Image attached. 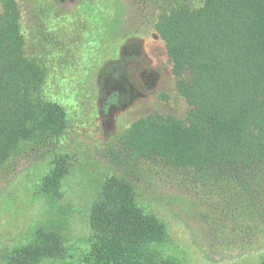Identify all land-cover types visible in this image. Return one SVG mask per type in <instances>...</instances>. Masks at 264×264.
<instances>
[{
    "label": "rangeland",
    "instance_id": "obj_1",
    "mask_svg": "<svg viewBox=\"0 0 264 264\" xmlns=\"http://www.w3.org/2000/svg\"><path fill=\"white\" fill-rule=\"evenodd\" d=\"M17 1L26 54L46 66L43 96L65 109L67 127L25 144L0 168V264L40 227L58 232L66 253L39 264H85L91 208L113 176L131 182L138 207L163 222L162 256L180 264H264V160L197 172L138 158L122 142L148 115L187 123L191 107L154 26L172 9L204 0ZM59 157L69 171L50 202L40 186Z\"/></svg>",
    "mask_w": 264,
    "mask_h": 264
},
{
    "label": "trees",
    "instance_id": "obj_2",
    "mask_svg": "<svg viewBox=\"0 0 264 264\" xmlns=\"http://www.w3.org/2000/svg\"><path fill=\"white\" fill-rule=\"evenodd\" d=\"M0 168L21 148L44 135L60 136L67 113L47 101V68L26 54L17 0H0ZM155 30L164 42L180 95L191 107L187 123L148 115L122 138L142 159H160L203 172L212 167L250 169L264 160V0H204L162 15ZM40 186L47 200L60 196L68 174L66 158L54 160ZM93 235L85 264H180L158 250L167 230L137 205L134 185L107 178L90 212ZM63 237L37 228L15 247L6 264H39L62 259Z\"/></svg>",
    "mask_w": 264,
    "mask_h": 264
}]
</instances>
